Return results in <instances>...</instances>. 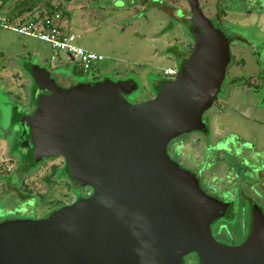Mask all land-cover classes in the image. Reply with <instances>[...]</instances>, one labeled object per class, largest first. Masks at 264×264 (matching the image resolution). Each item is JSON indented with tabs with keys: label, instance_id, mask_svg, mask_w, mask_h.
Returning <instances> with one entry per match:
<instances>
[{
	"label": "water",
	"instance_id": "95a60500",
	"mask_svg": "<svg viewBox=\"0 0 264 264\" xmlns=\"http://www.w3.org/2000/svg\"><path fill=\"white\" fill-rule=\"evenodd\" d=\"M187 2L194 49L146 102L127 100L133 81L63 88L47 70L26 68L36 110L16 113L25 136L19 148L32 165L61 157L71 179L92 194L44 220L0 223V264H182L190 254L200 264H264L260 212L244 244H220L210 225L221 203L166 152L174 138L206 130L203 115L230 61L227 38L197 0Z\"/></svg>",
	"mask_w": 264,
	"mask_h": 264
},
{
	"label": "rangeland",
	"instance_id": "374dc122",
	"mask_svg": "<svg viewBox=\"0 0 264 264\" xmlns=\"http://www.w3.org/2000/svg\"><path fill=\"white\" fill-rule=\"evenodd\" d=\"M39 1L41 2L37 5L55 6L57 10H60L65 16V29L77 38V45L87 52L101 55L103 60L95 64L92 69L82 72L64 52L54 50L49 44L36 38L20 35L0 26V209L14 211L15 208L21 206L24 210L19 212L30 218L43 216V213L48 212L47 208H55L56 204L61 205V202L64 205V197L74 198L79 192L76 189L74 194L70 193L65 183L55 182V176L62 166L61 159L57 158L44 160L34 173L23 180L29 183L28 187H33V196H26L20 200L17 195L10 192L2 193L5 191L7 177L13 173L18 164L16 157L8 154L5 143L14 132L19 131V124H15L17 121L15 112L25 113L22 105H27L30 101L34 105L35 101H32L34 98L31 99L33 87L26 68L30 65H37L47 70L51 78L63 88L79 83H95L105 79L115 82L133 81L136 84V90L126 98L130 103L138 104L154 97L156 91L153 84L166 78L163 74L164 70L167 68L180 69V63L166 57V47L176 39L181 41L184 39L182 30L179 28L174 34L157 35L170 24L166 14L160 11V5L156 0L145 2L147 7L152 8L151 12H146L142 8L135 10L133 6L128 5L131 3L130 0H98L96 4L102 6L98 13L87 9L86 5L91 0ZM23 2L26 0H11L4 6L5 14L9 17H16L13 16L12 11L13 13L19 10L24 12L21 9ZM177 6L183 7L184 5L182 1H179ZM153 7H158V9H153ZM221 8L226 10L231 8L234 12H240L242 8L247 9L238 0H227L222 3ZM203 14L209 17V13L204 11ZM226 16L233 22L247 20L251 26L249 33L239 32L236 27L225 28L224 31L232 39L240 37L252 44V48L263 50L261 54L264 62V16L259 19L244 18L233 14ZM176 17L181 18V15L178 13ZM232 53L238 54V49L232 50ZM248 53L241 50L237 56L248 61V65L240 69L241 73L255 70L248 58ZM52 56L56 58L54 63L51 62ZM240 70H235L234 74L240 75ZM262 71L264 72V69ZM261 87L256 92L241 88L232 90L229 95L218 96L212 108L205 113L209 117L210 134L213 138L231 135L235 137V141L242 139L252 142L255 140L256 136L251 133V128L254 125L257 126L256 123L264 124V84ZM253 109L255 113L249 116ZM257 129L259 136L255 141L263 145L264 129L258 126ZM217 150H224L230 154L223 146L220 149L218 147ZM169 155L172 156L170 150ZM228 161L231 160L227 159ZM236 174L242 177L240 170H236ZM10 180L16 183L14 176ZM21 185H25L24 182ZM23 191L25 192L26 189ZM10 216L18 217L12 213ZM223 229L224 239L229 244H232L233 240L225 233L239 235L242 232L238 225L227 226ZM236 240L234 238V242ZM182 264H198V262L192 255L189 258L185 257Z\"/></svg>",
	"mask_w": 264,
	"mask_h": 264
},
{
	"label": "flooded vegetation",
	"instance_id": "af4514ba",
	"mask_svg": "<svg viewBox=\"0 0 264 264\" xmlns=\"http://www.w3.org/2000/svg\"><path fill=\"white\" fill-rule=\"evenodd\" d=\"M97 1L98 0H91L86 5V7H88L87 9L92 12L94 10L95 13L100 12L102 6L96 4ZM130 1L131 3L128 5L133 6L135 10L142 8V10H145L146 12L152 11V8L150 9L147 7V4L145 3L147 0ZM156 1H158V5H160V11L168 17L170 24L157 35L164 36L167 34H174L178 28L182 30L184 35V39H182V41L176 39L166 47V57L174 59L177 63H180L179 67H181L183 62L192 53L195 45L191 30L192 16L189 4L187 0ZM179 1H182L184 5L183 7L177 6ZM225 1L227 0H197L201 13L203 14L204 11L209 13V17H206L204 14L203 16L207 18L211 22L212 26L219 30L229 42L230 61L218 96H221L222 94H225V96L227 94L229 95L232 90L241 88L246 89L249 92H256L259 88H262L261 86L264 84V72L262 71V69H264V62L262 61L261 54V51L263 50L252 48V44L240 37L232 39L226 34L224 29L236 27L239 32L249 33L251 26L248 24L247 20L233 22V20H229L226 15L228 14L231 16L233 14L244 18L259 19L264 16V0H238L247 8H242L239 10L240 12H234L231 8H229L230 10L222 9V3ZM154 8L158 9V7H153V9ZM178 13L181 15V18L176 17ZM199 31L201 33L203 32L200 27ZM234 49H238V54L232 53V50ZM241 50L249 52L248 58L251 61L253 69H255L254 71H245L241 73L240 69H243L248 65V61L237 57ZM169 69L173 71L172 77L165 76V79L153 84L154 90L156 91L154 97L157 95L159 86L164 82L173 80L179 72V69ZM237 69L240 70V75L234 74ZM31 86L34 88L33 81ZM33 88L31 90L32 92ZM22 106L24 111H26L21 114L24 116H30L36 110V104L34 106L31 101L27 105L24 104ZM235 110L236 109H234V111ZM253 113H255V109L249 113V116ZM237 114L241 116L240 113ZM203 120L206 125V130L185 133L177 138H174L167 145L166 152L170 160L175 162L182 170L189 172L197 179L199 188L206 196L221 203L219 209L220 216L210 225L211 233L220 244L237 247L247 241L252 230L254 216L260 212L262 217H264V144L262 145L255 141L257 136H259L257 126L264 129V124L256 123L257 126L254 125L253 128H251V133L256 136L254 137L255 140L252 142H246L242 139L235 141V137L233 138L231 135H226L222 138L216 139L213 138L210 134L209 117L205 113L203 115ZM15 124H19L18 133L14 132L11 135V138L8 139V142L5 141V143L8 154L10 156H15L18 164L16 165L13 173L7 177L5 191L2 193L10 192L17 195L20 200L26 196H33V187H28L29 183L27 184L23 181L25 177L34 173L44 160L48 161L50 159L60 158L62 166L55 176V182L57 184L65 183L67 190L73 194L76 189H78L79 194L78 196H74V198L70 197V199H68L67 196L66 198L64 197V205H62L63 202H61V205L56 204L55 208H47V213H43V216H37L35 218H30L26 215L23 216L19 212L23 209L21 206H19V208H15L14 211L0 209V223L15 220H44L59 209L72 205L79 200L87 199L91 196V188L77 184L71 179L67 166L61 157H54L50 159L43 158L40 162L34 165H32L30 161L28 162V159L19 148V145L21 146V144H19L20 139L23 142L25 138V136L21 138L22 127L20 126V123L15 122ZM221 146L227 148V151L230 154L224 150H217V148L219 147L220 149ZM169 150L172 153V156L169 155ZM227 159H230L231 161L227 162ZM232 164L234 165L232 166ZM236 170H240L242 177H239L236 174ZM12 176L15 177L16 183L10 180ZM23 182L25 185L20 186ZM12 183L15 186L12 185ZM24 189H26L25 192L23 191ZM16 210H18V212H16ZM11 213L16 214L18 217L12 218V216H10ZM234 225H238L242 232L239 235L225 233L227 237H230L233 240V243L229 244L224 239L223 228L227 226L233 227ZM234 238L237 239L236 242H234ZM192 255L195 256L194 254H190L185 257L189 258L192 257ZM197 260L198 259L196 257V261Z\"/></svg>",
	"mask_w": 264,
	"mask_h": 264
},
{
	"label": "built area",
	"instance_id": "2783aa9c",
	"mask_svg": "<svg viewBox=\"0 0 264 264\" xmlns=\"http://www.w3.org/2000/svg\"><path fill=\"white\" fill-rule=\"evenodd\" d=\"M4 5V0H0L1 27L20 35L36 38L49 44L52 49L64 52L80 71L86 72L103 60L101 55L87 52L77 45V38L65 29L64 14L55 6H35L23 16L10 18L4 12ZM55 61L56 58L52 56L51 62ZM163 74L172 77L173 71L168 68Z\"/></svg>",
	"mask_w": 264,
	"mask_h": 264
},
{
	"label": "trees",
	"instance_id": "16d2710c",
	"mask_svg": "<svg viewBox=\"0 0 264 264\" xmlns=\"http://www.w3.org/2000/svg\"><path fill=\"white\" fill-rule=\"evenodd\" d=\"M38 2H41V1H39V0H26V2H23L22 4H23V7H22V10H24V11H29V10H31ZM41 6H43V5H41ZM21 11H19V13H20ZM27 67V66H26ZM30 76V75H29ZM33 92H34V88H33ZM33 92L31 93V99H33ZM32 101H34V99L32 100ZM35 104H36V102L34 101V106H35ZM196 257V256H195ZM197 262H198V264H200L199 263V261L197 260Z\"/></svg>",
	"mask_w": 264,
	"mask_h": 264
},
{
	"label": "crops",
	"instance_id": "0c3cea01",
	"mask_svg": "<svg viewBox=\"0 0 264 264\" xmlns=\"http://www.w3.org/2000/svg\"><path fill=\"white\" fill-rule=\"evenodd\" d=\"M9 2H11V0H4V4H5V5H7ZM5 5H4V6H5ZM35 6H41V5H37V4H36ZM35 6H34V7H35ZM21 9H22V8H21ZM9 11H10V10H9ZM19 11H21V10H19ZM19 11L16 12V13H13L14 11H12L13 16H17V17H18V16H23V15H25V14L28 12V11H24V12L21 11V12L19 13ZM10 12H11V11H10ZM10 18H12V16H11ZM13 32H14V31H13ZM167 69H168V68H167Z\"/></svg>",
	"mask_w": 264,
	"mask_h": 264
}]
</instances>
